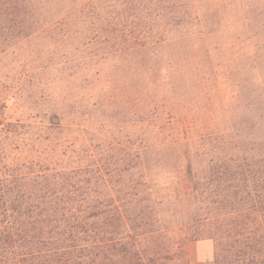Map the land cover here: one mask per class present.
Instances as JSON below:
<instances>
[{
    "label": "rangeland",
    "instance_id": "1",
    "mask_svg": "<svg viewBox=\"0 0 264 264\" xmlns=\"http://www.w3.org/2000/svg\"><path fill=\"white\" fill-rule=\"evenodd\" d=\"M1 3L0 174L102 168L167 264H215L207 223L264 157V0Z\"/></svg>",
    "mask_w": 264,
    "mask_h": 264
},
{
    "label": "trees",
    "instance_id": "2",
    "mask_svg": "<svg viewBox=\"0 0 264 264\" xmlns=\"http://www.w3.org/2000/svg\"><path fill=\"white\" fill-rule=\"evenodd\" d=\"M1 4L0 20L13 18ZM103 172L30 165L0 174V264H167L172 250L155 226L128 223L137 206L98 190ZM232 177L233 199L221 202L230 217L207 223L215 229L202 236L216 243L215 264H264V157L239 159Z\"/></svg>",
    "mask_w": 264,
    "mask_h": 264
}]
</instances>
